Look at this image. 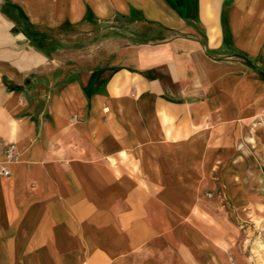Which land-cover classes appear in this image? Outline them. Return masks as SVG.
I'll return each instance as SVG.
<instances>
[{
  "label": "crops",
  "instance_id": "obj_1",
  "mask_svg": "<svg viewBox=\"0 0 264 264\" xmlns=\"http://www.w3.org/2000/svg\"><path fill=\"white\" fill-rule=\"evenodd\" d=\"M0 144V264H230L264 215V0H0Z\"/></svg>",
  "mask_w": 264,
  "mask_h": 264
},
{
  "label": "rangeland",
  "instance_id": "obj_2",
  "mask_svg": "<svg viewBox=\"0 0 264 264\" xmlns=\"http://www.w3.org/2000/svg\"><path fill=\"white\" fill-rule=\"evenodd\" d=\"M112 28H114V25L108 24L101 30L108 33ZM67 31L74 32L73 35L77 34V29H69L66 30V32ZM91 31L97 32L98 30L97 28H92ZM97 34L98 32L95 33V35ZM107 38L109 39V36ZM65 40L67 41V39ZM78 41L79 43H76L75 45L82 46L84 43L83 39H79ZM93 41H95V39ZM67 57L68 55L66 53H63L61 59L66 61ZM209 194L210 193L205 194V197H209ZM218 196H220L219 193ZM219 198L222 200L223 206L227 205V202L223 197ZM258 200L260 204L264 205V197ZM254 218L255 216L253 215L251 220L245 222V225H243L242 227L235 223L237 241L234 247L236 248V251L234 254V259L230 261V264H264V215H261V220H257Z\"/></svg>",
  "mask_w": 264,
  "mask_h": 264
},
{
  "label": "built area",
  "instance_id": "obj_3",
  "mask_svg": "<svg viewBox=\"0 0 264 264\" xmlns=\"http://www.w3.org/2000/svg\"><path fill=\"white\" fill-rule=\"evenodd\" d=\"M0 149H4L5 153V163L4 166L0 169V175L7 177L11 174L9 165L13 164L17 159L18 149L14 145L3 146L1 144Z\"/></svg>",
  "mask_w": 264,
  "mask_h": 264
}]
</instances>
